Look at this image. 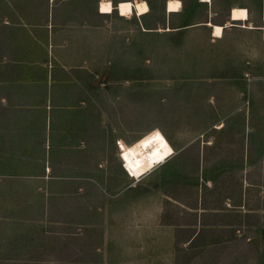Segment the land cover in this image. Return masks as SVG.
<instances>
[{
	"label": "rangeland",
	"instance_id": "obj_1",
	"mask_svg": "<svg viewBox=\"0 0 264 264\" xmlns=\"http://www.w3.org/2000/svg\"><path fill=\"white\" fill-rule=\"evenodd\" d=\"M101 1L0 0V264H264V0ZM122 1L147 13L120 16ZM234 7L248 21L213 40ZM153 130L175 154L144 187L114 144ZM179 203L226 214L191 240ZM83 205L104 220L102 252L68 226ZM130 228L137 244L114 240Z\"/></svg>",
	"mask_w": 264,
	"mask_h": 264
},
{
	"label": "crops",
	"instance_id": "obj_2",
	"mask_svg": "<svg viewBox=\"0 0 264 264\" xmlns=\"http://www.w3.org/2000/svg\"><path fill=\"white\" fill-rule=\"evenodd\" d=\"M102 2V1H101ZM100 2V3H101ZM201 2V1H200ZM201 3H204V4H206L205 2H201ZM99 6H100V4H99ZM99 12H100V9H99ZM101 13V12H100ZM167 13H177V12H167ZM103 14H105V13H103ZM229 19H230V11H229ZM230 21H231V23H226V24H224L223 26H221L222 27V29H223V32H224V30L225 29H228V28H232V24H235V23H238V22H240V21H233V20H231L230 19ZM248 21V20H247ZM242 23V22H241ZM243 25H244V23H242ZM206 25V24H205ZM210 28H211V34H212V38H213V40H217V41H219V40H221L222 38H223V32H222V36L221 37H215V36H213V26H219V25H213V24H211V23H208L207 24ZM246 26H244V28H245ZM251 27H247L246 29H250ZM71 132V131H70ZM82 134V133H81ZM82 136V135H81ZM169 143V142H168ZM115 144H114V150H115V155L117 156V158H118V160H119V162H120V165H121V160H120V158H119V156H118V153H117V148H115ZM171 146V145H170ZM172 147V146H171ZM173 151H174V149H173ZM175 153H173V155H174ZM173 155L169 158V160L173 157ZM168 160V161H169ZM168 161H166V163L168 162ZM165 163V164H166ZM164 164V165H165ZM121 168H122V166H121ZM159 168V167H158ZM158 168H156V169H158ZM129 169V168H128ZM156 169H154L152 172H150V173H148V174H146L145 176H143L142 178H140L139 180H137V181H135L133 178H130L124 171V173L127 175V177L130 179V180H132L133 182H134V184H137V183H139V182H141L140 184H143L144 185V187H146V186H148L149 185V183L150 182H154L153 181V178H154V175H153V172L156 170ZM122 170H123V168H122ZM155 180V179H154ZM89 181V180H88ZM90 182V181H89ZM135 186V185H134ZM134 186H132V187H134ZM133 189L134 188H131V187H129V188H127L125 191H121V193L120 194H118V196H116V197H110L109 195H105V196H103V195H101V196H99V198L101 197V199L104 201V202H106V201H108L110 198H119V197H122V196H126V195H128L129 193H130V191H133ZM86 196H88V195H86ZM88 200V199H87ZM202 200H203V197H201V199L199 198V201L200 202H202ZM137 201V200H136ZM175 202H177V201H175ZM179 205H180V207L182 208V211L180 212L182 215L184 214V215H189L191 218H194V220H193V222H194V224H192V225H194V226H191V227H187V225H185V226H178L177 228L179 229V230H181L182 232H187V231H185V228L187 229V228H189L190 230V232H192V234H193V236H192V239L191 240H193V239H196L197 238V236L198 235H201L203 232H206V230H210L211 232H213L215 229H217L218 227L217 226H215L214 224H204L205 223V221L207 220V219H210V220H212V219H217V218H221V217H224V215L226 214V210H223V209H210V210H208V209H204V208H202L201 206H198V207H195V208H188V207H186V206H184V204H180L179 203ZM82 216H80L78 219H77V221L76 222H73V223H71V224H68V226L70 227V228H77V232H79V236L81 235L83 238H82V240L84 239V240H86V238H85V236L86 235H88V234H90L92 231H94L95 233L97 232L98 233V235H99V240L100 241H98V245L97 246H94L93 248L95 249V252L97 253V252H102L104 249H105V237H104V235H105V233H104V220L103 221H101V219L102 218H100V220L98 221V223L97 222H92V216L91 215H89V212H90V206L89 207H85V205H83V207H82ZM98 212H101V213H98V214H103V215H105L106 214V212H104V211H102V209H99L98 210ZM104 217V216H103ZM94 218H95V216H94ZM144 218H146L147 220L149 219V217H148V215H145L144 216ZM196 223H197V225H196ZM181 228H183V229H181ZM224 228V230L226 231V233H229L227 230L229 229V228H227V227H223ZM167 231H170V227H169V225L165 228ZM178 229H176L175 231L177 232V230ZM73 230V229H72ZM133 230H134V232H133ZM133 233H134V236H133ZM45 234H47L46 232H45ZM138 234H141L140 233V230L138 229V228H130V229H128L127 230V237H126V240L125 241H123V238L122 237H120V238H117V237H115V239L114 240H118V242L120 243V244H123V243H125V244H127V243H129V244H132V243H138L139 242V240H140V237L138 236ZM230 234H232V232L230 233ZM199 238V237H198ZM197 238V239H198ZM233 244V246H231L232 247V249L234 250V249H243L244 247H243V245H240V244H238V245H236V247H234V245L236 244V243H232ZM230 245L231 244H229V243H226L225 245H223V247H225V249L223 250V251H226V252H228V250H229V247H230ZM125 248H126V246H124ZM122 249H123V247H121ZM208 249H210V251H211V253H214V251H215V249H216V245H214V244H211L210 245V247H207ZM151 249V248H150ZM219 253L218 252H216L215 253V256L214 257H210V258H208L206 261H203V259L202 258H198V257H195L194 258V261L193 262H191V264H225V263H227V260H228V258H229V254L228 255H226L224 258H222V259H220L218 256H216V255H218ZM102 256V255H101ZM103 257V256H102ZM102 257L100 258V261H102ZM235 259H232L231 261H234ZM185 262L186 261H183L182 263L183 264H185ZM179 264H181V261H180V263Z\"/></svg>",
	"mask_w": 264,
	"mask_h": 264
},
{
	"label": "bare ground",
	"instance_id": "obj_3",
	"mask_svg": "<svg viewBox=\"0 0 264 264\" xmlns=\"http://www.w3.org/2000/svg\"><path fill=\"white\" fill-rule=\"evenodd\" d=\"M208 3L210 0H199ZM104 5H110V11L102 12L101 8ZM181 7L179 0H168L166 3L167 12H178ZM101 13H111L113 6L109 1H102L99 6ZM116 10L120 16L132 15L134 12L138 15L147 13V4L145 1H122L116 4ZM230 19L233 21H240L245 23L248 20V12L245 8L234 7L230 10ZM213 36L221 37L223 29L221 26H213ZM159 134V137H157ZM173 148L170 146L164 135L158 131L153 130L149 132L131 146H127L123 150V158L126 161L127 167L132 175L138 176L145 169L147 159L151 161H159L166 159L173 155Z\"/></svg>",
	"mask_w": 264,
	"mask_h": 264
},
{
	"label": "built area",
	"instance_id": "obj_4",
	"mask_svg": "<svg viewBox=\"0 0 264 264\" xmlns=\"http://www.w3.org/2000/svg\"><path fill=\"white\" fill-rule=\"evenodd\" d=\"M132 145V144H131ZM130 144L128 145H122L120 143H117V153L118 156L121 160V166L123 168V170L125 171V173L130 177L133 178L135 181L139 180L140 178H142L143 176H145L146 174L152 172L154 169L164 165L166 163V161L169 160L170 157L166 158V159H162L159 161H151L150 159L146 160V163H148V165H146V169L138 176L132 175L131 171L128 169L127 164L125 159L123 158V147H127V146H131Z\"/></svg>",
	"mask_w": 264,
	"mask_h": 264
},
{
	"label": "snow or ice",
	"instance_id": "obj_5",
	"mask_svg": "<svg viewBox=\"0 0 264 264\" xmlns=\"http://www.w3.org/2000/svg\"><path fill=\"white\" fill-rule=\"evenodd\" d=\"M101 11L102 12L110 11V5H104V6H102ZM157 137H159V134H157Z\"/></svg>",
	"mask_w": 264,
	"mask_h": 264
},
{
	"label": "trees",
	"instance_id": "obj_6",
	"mask_svg": "<svg viewBox=\"0 0 264 264\" xmlns=\"http://www.w3.org/2000/svg\"><path fill=\"white\" fill-rule=\"evenodd\" d=\"M164 134V133H163ZM164 137L166 138V140L169 142V144L172 146L171 142L169 141V139L165 136L164 134ZM173 147V146H172Z\"/></svg>",
	"mask_w": 264,
	"mask_h": 264
},
{
	"label": "water",
	"instance_id": "obj_7",
	"mask_svg": "<svg viewBox=\"0 0 264 264\" xmlns=\"http://www.w3.org/2000/svg\"><path fill=\"white\" fill-rule=\"evenodd\" d=\"M115 9H116V6H115Z\"/></svg>",
	"mask_w": 264,
	"mask_h": 264
}]
</instances>
